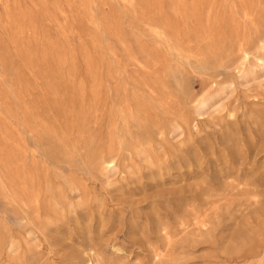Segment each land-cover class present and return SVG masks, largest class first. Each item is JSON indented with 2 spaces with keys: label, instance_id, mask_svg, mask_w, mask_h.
<instances>
[{
  "label": "rangeland",
  "instance_id": "374dc122",
  "mask_svg": "<svg viewBox=\"0 0 264 264\" xmlns=\"http://www.w3.org/2000/svg\"><path fill=\"white\" fill-rule=\"evenodd\" d=\"M0 264H264V0H0Z\"/></svg>",
  "mask_w": 264,
  "mask_h": 264
},
{
  "label": "bare ground",
  "instance_id": "6f19581e",
  "mask_svg": "<svg viewBox=\"0 0 264 264\" xmlns=\"http://www.w3.org/2000/svg\"><path fill=\"white\" fill-rule=\"evenodd\" d=\"M263 115V114H262ZM260 120V119H259ZM254 130V129H253ZM164 233V232H163ZM159 253V252H158ZM160 255V254H159ZM157 256V255H156Z\"/></svg>",
  "mask_w": 264,
  "mask_h": 264
}]
</instances>
